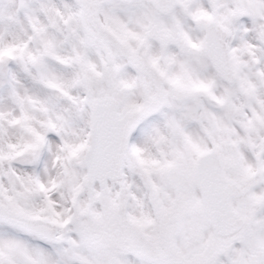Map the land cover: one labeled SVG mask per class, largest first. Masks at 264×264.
I'll return each mask as SVG.
<instances>
[{"label": "snow or ice", "instance_id": "snow-or-ice-1", "mask_svg": "<svg viewBox=\"0 0 264 264\" xmlns=\"http://www.w3.org/2000/svg\"><path fill=\"white\" fill-rule=\"evenodd\" d=\"M0 264H264V0H0Z\"/></svg>", "mask_w": 264, "mask_h": 264}]
</instances>
